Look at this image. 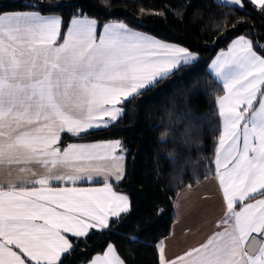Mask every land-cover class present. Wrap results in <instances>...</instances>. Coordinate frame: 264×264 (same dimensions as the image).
<instances>
[{
    "label": "snow or ice",
    "instance_id": "snow-or-ice-1",
    "mask_svg": "<svg viewBox=\"0 0 264 264\" xmlns=\"http://www.w3.org/2000/svg\"><path fill=\"white\" fill-rule=\"evenodd\" d=\"M231 2L244 7V0ZM247 2L264 12V0ZM64 6L65 0H35L30 11H0V167L73 168L64 176L0 182V264H62V255L74 250L65 234L84 238L92 229L109 228L110 216L129 211L128 198L107 184L48 186L80 180V173L90 180L93 161L123 159L114 155L119 141L62 148L61 133L80 136L108 127L124 114L123 103L197 59L188 48L124 22L104 24L97 36L98 22L80 9L62 33L56 10ZM256 47L238 37L211 66L225 90L218 97L223 131L215 160L227 201L222 230L172 260L160 248V264H264V46ZM90 264L126 262L109 245Z\"/></svg>",
    "mask_w": 264,
    "mask_h": 264
},
{
    "label": "trees",
    "instance_id": "trees-1",
    "mask_svg": "<svg viewBox=\"0 0 264 264\" xmlns=\"http://www.w3.org/2000/svg\"><path fill=\"white\" fill-rule=\"evenodd\" d=\"M34 2L0 0V11L32 10L28 5ZM78 9L99 26L121 21L198 55L192 65L125 102L124 114L108 127L62 138V144L119 140L126 154L125 173L112 186L130 201L129 211L110 219L109 228L92 229L79 239L69 235L74 250L62 256V264H84L110 243L126 264H160L157 244L171 233L176 196L215 175L222 132L218 97L225 90L210 72V62L238 36L253 41L259 51L256 45L264 46V12L247 0L243 8L214 0H65L56 10L63 17L62 33ZM184 131L190 135L181 136ZM169 154L174 162L165 159Z\"/></svg>",
    "mask_w": 264,
    "mask_h": 264
},
{
    "label": "crops",
    "instance_id": "crops-1",
    "mask_svg": "<svg viewBox=\"0 0 264 264\" xmlns=\"http://www.w3.org/2000/svg\"><path fill=\"white\" fill-rule=\"evenodd\" d=\"M214 1L217 4H228L235 6L231 2V0H214ZM109 22H121V21H107L103 23L101 26H99L98 24L97 36L100 35V33L103 31V25ZM136 31L144 33L149 37H154L146 32L140 30H136ZM238 37H235L227 48L218 51V53H216V55L211 60L209 65V70L214 77H215L214 69L211 67L213 61H215L222 54H227L230 46H232V42L236 40ZM154 38L160 41H164L157 37ZM60 42H63L62 38L60 39ZM164 42L184 47L178 43H173L169 41H164ZM219 83L222 85V82ZM121 106L124 108V103ZM218 111H219V104H218ZM220 118L222 122V131H223V120L222 117ZM112 123L113 122H111L110 124ZM94 130L97 129H93L90 131H94ZM65 133L66 132L61 133V138H63V135ZM66 134H70V133H66ZM115 141H119V140L110 139V140L80 141V142L69 141L65 144H61V147L62 148L67 147V145L69 144H100V143L115 142ZM218 147H219V142H218ZM114 155L116 157L123 156V159L113 160L111 157H109L108 159H102L99 161L92 162V167L90 171L87 173V175L92 176V179L90 180L84 178V176L86 175L85 173H80L82 177L80 180H76V181L51 180L48 186L54 189H60V188L93 189V188H104L105 185L107 184L111 186V189L114 193H116L117 195H124L128 198L126 194L116 191L112 186L113 182L121 181L125 173L126 154L124 150H121V143L120 146L115 149ZM215 160H216V155L214 158L215 175L198 182L194 186H187L181 189L174 200V214L176 216V219L172 226L171 233L168 236L164 237L157 244L158 251L160 248H163L164 256L169 260L175 259L176 257L183 255L185 252L189 251L192 248L198 247L199 245L205 243L209 239V237H211L215 232L222 230L223 226L221 225V221L225 215L227 201L223 193V186L219 182ZM97 167H99L102 170L97 172L95 170ZM20 169H24V171H21ZM121 173H122V178L119 180L116 179L117 175ZM49 174L53 176L56 175L64 176L68 174H73V168L71 165L58 166L56 168H52L51 171L49 172L48 169H45L44 167L35 164L3 166L0 167V182L11 183L15 181H30V180L38 179L42 175H49ZM35 186L39 187V185H35ZM129 208H130V201H129ZM112 218L115 217L110 216L109 221ZM65 235L67 236V238L69 235L72 236V234H65ZM69 242L71 243L70 240ZM108 247L109 246L106 247L104 252L108 249ZM104 252L94 255L88 262L84 264H90V261H92L93 258L102 255ZM159 260H160V255H159Z\"/></svg>",
    "mask_w": 264,
    "mask_h": 264
},
{
    "label": "rangeland",
    "instance_id": "rangeland-1",
    "mask_svg": "<svg viewBox=\"0 0 264 264\" xmlns=\"http://www.w3.org/2000/svg\"><path fill=\"white\" fill-rule=\"evenodd\" d=\"M24 11H30V10H24ZM100 32V31H99ZM99 36V35H98ZM207 179V178H206ZM204 180V179H203ZM202 181V180H201ZM200 182V181H199ZM197 184V183H196ZM194 186V185H193ZM109 245H112L114 247V245L112 243H110ZM108 245V246H109ZM115 248V247H114ZM116 250V249H115ZM117 252V251H116ZM118 254V253H117ZM119 255V254H118Z\"/></svg>",
    "mask_w": 264,
    "mask_h": 264
}]
</instances>
